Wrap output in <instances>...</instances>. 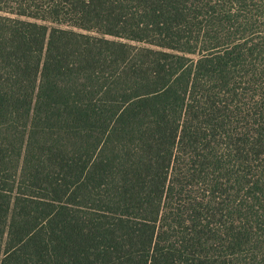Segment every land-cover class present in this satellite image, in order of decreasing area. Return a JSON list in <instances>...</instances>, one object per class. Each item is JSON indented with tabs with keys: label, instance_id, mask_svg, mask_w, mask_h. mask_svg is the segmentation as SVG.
<instances>
[{
	"label": "trees",
	"instance_id": "obj_1",
	"mask_svg": "<svg viewBox=\"0 0 264 264\" xmlns=\"http://www.w3.org/2000/svg\"><path fill=\"white\" fill-rule=\"evenodd\" d=\"M0 264H264V0H0Z\"/></svg>",
	"mask_w": 264,
	"mask_h": 264
}]
</instances>
